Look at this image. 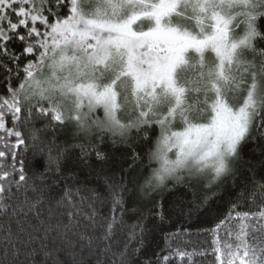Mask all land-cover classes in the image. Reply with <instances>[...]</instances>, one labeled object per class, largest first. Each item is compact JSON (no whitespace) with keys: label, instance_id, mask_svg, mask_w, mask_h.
I'll return each mask as SVG.
<instances>
[{"label":"snow or ice","instance_id":"obj_1","mask_svg":"<svg viewBox=\"0 0 264 264\" xmlns=\"http://www.w3.org/2000/svg\"><path fill=\"white\" fill-rule=\"evenodd\" d=\"M0 90V217H8L0 264H19L22 248L30 264H41L39 252L47 259L63 251L54 238L45 251L53 230L77 237L67 241L71 264H81L77 247L96 256V264H133L129 256L141 253L147 226L140 214L125 239L117 238L125 230V193L147 199L153 219L163 222V194L178 186L192 193L186 218L212 212L228 196L227 215L208 230L212 264H264V191L258 190L264 189L258 172L264 168V0H0ZM98 109L103 117H93ZM36 121L46 122L44 130L51 124L53 133L70 127L73 137L118 138L132 149L119 181L105 177L104 200L63 180L59 161L66 150L53 157ZM251 144L261 159L246 167L243 152ZM45 148L39 184L29 183L25 154ZM80 148L77 160L88 166L95 145ZM96 161L108 157L97 151ZM21 189L23 200L6 203ZM29 192L68 209L67 222L49 224L43 237L29 224L28 241L39 239V250L12 239L23 240L28 212L41 204ZM82 219L91 232L79 231ZM162 252L156 264H171L173 256L195 264L197 255H209Z\"/></svg>","mask_w":264,"mask_h":264},{"label":"trees","instance_id":"obj_2","mask_svg":"<svg viewBox=\"0 0 264 264\" xmlns=\"http://www.w3.org/2000/svg\"><path fill=\"white\" fill-rule=\"evenodd\" d=\"M15 22V21H14ZM22 32L23 29L21 28ZM20 44L16 42V48L19 50ZM0 94H3V90H0ZM44 121H36L34 127L41 129L38 134L43 139L47 137V141L51 142L50 146L52 147V156L55 157L63 150L64 156L61 157L59 161V166L63 173V180L66 183L73 187L75 190L79 188L81 193L87 197L91 198L95 193L100 195V199L104 200L108 196V189L105 186V177L112 176L115 174L116 181H119V170L121 168H127V163H122V161L127 160L128 156L131 153V148H126L123 144L118 142V138L106 139L103 143L97 140H90L84 137H73L71 128H56L53 133L52 125L49 124L47 129H45ZM9 127L11 124L8 125ZM159 129L157 127L156 134L153 135V140H155L156 135H158ZM14 142V138H11ZM91 143L95 145V148L89 149L90 155L86 158L88 166L82 165L77 160V157L80 155V145L84 144L87 148V145ZM135 147V146H133ZM253 149H256V145L251 144L247 147L244 152V161L245 166L247 167L250 164H256L261 157L259 156V150L256 149V154L253 155ZM139 150V149H137ZM100 151L108 157L106 163H100L96 161V152ZM25 159L30 161L28 175L29 183L35 182L39 184L37 177L41 172L45 170V162L48 159L47 148H45L44 154H38L33 157L32 151H29L25 154ZM52 170H56L55 162L52 164ZM259 174L264 175V168H258ZM146 174V173H145ZM239 179L242 181L243 177L240 176ZM131 188V185H129ZM171 187V184H169ZM241 189H237L239 192ZM264 191V189H258ZM29 196L32 197L33 201L41 199V194L39 192H29ZM234 198V197H233ZM23 189L19 194V197H13L11 201H6L9 204L18 203L19 200H23ZM156 201H161L162 197L157 195L155 197ZM192 200V193L187 191L186 188L178 186L177 189L171 192H165L163 194V203L164 210L166 213L165 219L161 222L158 218L153 219L154 210L152 204L145 200H137L133 196L132 192L129 191L125 193V207L127 211L124 213V232L117 233V238L120 241H123L127 236L128 232L131 230L132 226L136 223V218L138 215L142 214L144 223L147 226V231L145 233V244L141 253L136 255L129 256V260L133 264H143L146 260H152L153 264H156V254L161 253L167 255L169 252H174V250L186 251V252H204L207 251L209 255L207 257L197 255L194 257L195 264H212L214 257L211 255V242L212 235L208 231L213 228L216 223L219 222V219H223L227 215L228 207V196H225L224 201H216L213 203V211L204 215L196 216L193 215L191 218L185 217V212L187 210L189 202ZM79 201V197H77ZM100 207L99 202L96 205ZM111 206V200L108 199L104 205V211ZM52 209V215H49V209ZM85 211H87V203L84 205ZM240 211H247L245 207H241ZM67 211L65 208L56 207L55 203L49 204L47 196L45 195L41 199V204L33 212H28V208L24 207L23 212H28V217L26 218V231L22 234L23 240H18L17 237L13 236V241L18 243H28V250L31 248H40V240L37 239L34 242L28 241V231H32L31 225H37L41 228L39 233H35L38 237L45 236L44 229L51 224L53 227L57 224L58 221L62 223L67 222ZM39 212V217L36 213ZM21 217H17L20 219ZM8 217H0V248L3 247L5 243L6 233L4 229L7 227L6 221ZM43 221V224L41 222ZM86 221L81 222V227L79 231H88L91 232V226L85 227ZM13 231H16L15 224L12 225ZM184 229H187L185 232ZM61 232L63 229L60 230ZM169 235L168 240L165 239V236ZM223 236L224 233L222 232ZM47 239L44 241L49 245L48 251L51 249L52 239L56 240L57 248L63 246V251H53L51 258H45L43 252H39L35 259L40 261L41 264H56L59 261V264H71L72 257L68 254L69 246L67 241H74L77 237L73 236L71 232L68 233L67 237H62L59 232L56 230L50 231L47 233ZM139 239V237H137ZM137 245H133L136 247ZM116 250L115 245L113 246ZM120 250H123V243L120 244ZM77 260L81 261V264H88L90 261L91 264H96V256H90L88 250L85 248L83 254L79 247L76 248ZM30 264L29 258L27 257L26 250L22 248L21 254L19 255V264ZM171 264H187V260L184 262L180 260L179 257L173 256Z\"/></svg>","mask_w":264,"mask_h":264},{"label":"rangeland","instance_id":"obj_3","mask_svg":"<svg viewBox=\"0 0 264 264\" xmlns=\"http://www.w3.org/2000/svg\"><path fill=\"white\" fill-rule=\"evenodd\" d=\"M97 115L100 116V117H103V110L102 109H98L97 112H95L93 114V117H95ZM93 134H95V132H93ZM81 137H83V136H81Z\"/></svg>","mask_w":264,"mask_h":264}]
</instances>
